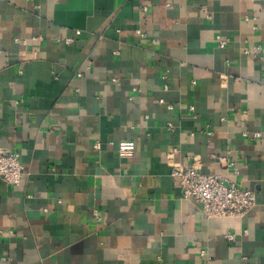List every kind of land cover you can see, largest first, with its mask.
<instances>
[{
	"label": "crops",
	"instance_id": "1",
	"mask_svg": "<svg viewBox=\"0 0 264 264\" xmlns=\"http://www.w3.org/2000/svg\"><path fill=\"white\" fill-rule=\"evenodd\" d=\"M0 148V264H264V0H0ZM193 161L255 205L206 217Z\"/></svg>",
	"mask_w": 264,
	"mask_h": 264
},
{
	"label": "built area",
	"instance_id": "2",
	"mask_svg": "<svg viewBox=\"0 0 264 264\" xmlns=\"http://www.w3.org/2000/svg\"><path fill=\"white\" fill-rule=\"evenodd\" d=\"M136 32L142 34L140 29ZM216 38L220 47L225 46L229 41L228 38H222L220 35ZM260 50V45H251L243 51L255 55ZM253 136L259 137L261 132H254ZM94 145L97 147L98 143ZM125 145H131V147H125ZM134 150L133 141L120 140L117 143V151L121 157H131ZM215 158L220 161L224 159L218 155ZM172 174L178 178L181 196L198 201L206 217L244 216L256 203L253 190L239 185L225 175L201 171L196 161L186 166L174 165ZM24 175L25 171L19 153L9 148H0V178L7 183L18 184ZM245 232H247L246 229ZM226 238L233 240L236 236L234 233H228Z\"/></svg>",
	"mask_w": 264,
	"mask_h": 264
},
{
	"label": "clouds",
	"instance_id": "3",
	"mask_svg": "<svg viewBox=\"0 0 264 264\" xmlns=\"http://www.w3.org/2000/svg\"><path fill=\"white\" fill-rule=\"evenodd\" d=\"M125 147H129V148H130V147H131V145H125Z\"/></svg>",
	"mask_w": 264,
	"mask_h": 264
}]
</instances>
